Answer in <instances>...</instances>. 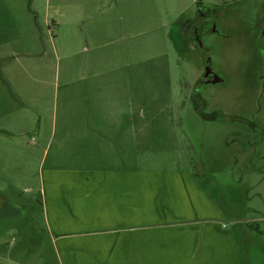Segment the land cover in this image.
I'll return each mask as SVG.
<instances>
[{
  "label": "rangeland",
  "instance_id": "obj_1",
  "mask_svg": "<svg viewBox=\"0 0 264 264\" xmlns=\"http://www.w3.org/2000/svg\"><path fill=\"white\" fill-rule=\"evenodd\" d=\"M77 1L64 0L62 17L53 0L0 6V91L15 122L2 121L11 134L0 139V264H57L35 176L71 164L55 158L59 111L80 100L90 66L124 88L146 165L192 169L241 264H264V0H107L106 11ZM199 10L210 15L196 27ZM207 65L219 82L202 81Z\"/></svg>",
  "mask_w": 264,
  "mask_h": 264
},
{
  "label": "crops",
  "instance_id": "obj_2",
  "mask_svg": "<svg viewBox=\"0 0 264 264\" xmlns=\"http://www.w3.org/2000/svg\"><path fill=\"white\" fill-rule=\"evenodd\" d=\"M36 1L29 0L32 10ZM53 1L62 17L64 0ZM0 2L5 9V0ZM45 2L49 6L50 0ZM107 4L102 0L93 8L106 11L111 9ZM84 23L78 19L69 30L78 31ZM20 53L35 61L29 48ZM6 57L0 53V61ZM110 73L93 66L82 72L80 78L89 84L76 89L81 101L65 98L59 111L55 158L71 164L41 168L35 176L57 264H241L240 246L222 206L195 172L179 164L146 165L137 128L141 119L130 118L124 88H116ZM64 90L65 95L73 92ZM4 104L0 91L1 140L10 133L2 131V121L15 124L9 115L14 109L4 112Z\"/></svg>",
  "mask_w": 264,
  "mask_h": 264
},
{
  "label": "flooded vegetation",
  "instance_id": "obj_3",
  "mask_svg": "<svg viewBox=\"0 0 264 264\" xmlns=\"http://www.w3.org/2000/svg\"><path fill=\"white\" fill-rule=\"evenodd\" d=\"M209 15L210 14H209L208 11L203 12V11L199 10L198 14L196 15V19H195L196 27L200 26L199 24H203L205 22L206 17L209 16ZM207 73H208V75H206ZM214 77L215 76L212 75V71H211L210 67L207 65L205 67V74H204V78H203L202 81H204V82L206 81V82H209V83L211 81H213V79H216V80L220 81L218 78H214ZM210 78H212V79H210ZM241 121H243V120H241Z\"/></svg>",
  "mask_w": 264,
  "mask_h": 264
},
{
  "label": "trees",
  "instance_id": "obj_4",
  "mask_svg": "<svg viewBox=\"0 0 264 264\" xmlns=\"http://www.w3.org/2000/svg\"><path fill=\"white\" fill-rule=\"evenodd\" d=\"M199 115L202 119L209 120V121H212L215 118H217V116L215 114L208 115V114H205V113L200 112V111H199Z\"/></svg>",
  "mask_w": 264,
  "mask_h": 264
},
{
  "label": "water",
  "instance_id": "obj_5",
  "mask_svg": "<svg viewBox=\"0 0 264 264\" xmlns=\"http://www.w3.org/2000/svg\"><path fill=\"white\" fill-rule=\"evenodd\" d=\"M206 75H208V73ZM217 82H219V81L215 79V80L211 81L210 83H217Z\"/></svg>",
  "mask_w": 264,
  "mask_h": 264
}]
</instances>
